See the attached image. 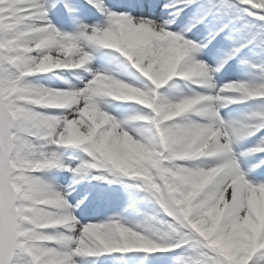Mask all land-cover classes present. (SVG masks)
I'll return each mask as SVG.
<instances>
[{
    "label": "snow or ice",
    "instance_id": "6c2138e0",
    "mask_svg": "<svg viewBox=\"0 0 264 264\" xmlns=\"http://www.w3.org/2000/svg\"><path fill=\"white\" fill-rule=\"evenodd\" d=\"M98 261L264 264V0H0V264Z\"/></svg>",
    "mask_w": 264,
    "mask_h": 264
},
{
    "label": "bare ground",
    "instance_id": "6f19581e",
    "mask_svg": "<svg viewBox=\"0 0 264 264\" xmlns=\"http://www.w3.org/2000/svg\"><path fill=\"white\" fill-rule=\"evenodd\" d=\"M71 179H72L71 173L69 174V177H66V176L62 175V177H60V180L58 181V183H60V184L70 183ZM93 182H97V181L93 180ZM88 187H90V184H88L86 182L81 183L80 185H78V191L82 192V191L86 190ZM74 195H75V193H74Z\"/></svg>",
    "mask_w": 264,
    "mask_h": 264
},
{
    "label": "rangeland",
    "instance_id": "374dc122",
    "mask_svg": "<svg viewBox=\"0 0 264 264\" xmlns=\"http://www.w3.org/2000/svg\"><path fill=\"white\" fill-rule=\"evenodd\" d=\"M58 173L60 174L61 172H58ZM51 175H53V173ZM117 187H119V185H117Z\"/></svg>",
    "mask_w": 264,
    "mask_h": 264
}]
</instances>
